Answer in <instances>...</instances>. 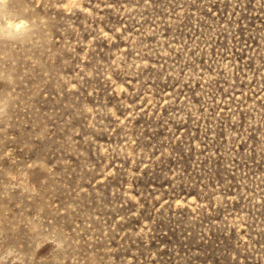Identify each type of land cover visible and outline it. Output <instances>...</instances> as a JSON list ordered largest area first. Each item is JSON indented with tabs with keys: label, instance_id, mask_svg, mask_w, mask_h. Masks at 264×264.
<instances>
[{
	"label": "rangeland",
	"instance_id": "1",
	"mask_svg": "<svg viewBox=\"0 0 264 264\" xmlns=\"http://www.w3.org/2000/svg\"><path fill=\"white\" fill-rule=\"evenodd\" d=\"M0 264H264V0H0Z\"/></svg>",
	"mask_w": 264,
	"mask_h": 264
}]
</instances>
